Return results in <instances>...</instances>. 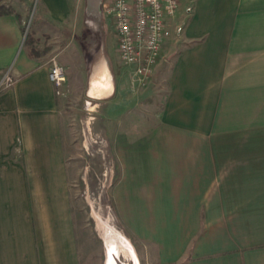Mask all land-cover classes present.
I'll return each mask as SVG.
<instances>
[{
	"label": "crops",
	"instance_id": "1",
	"mask_svg": "<svg viewBox=\"0 0 264 264\" xmlns=\"http://www.w3.org/2000/svg\"><path fill=\"white\" fill-rule=\"evenodd\" d=\"M105 1L91 11L87 0L86 14H100L107 36ZM187 2L165 45L175 55L160 124L124 145L117 217L156 264H264V0ZM31 3L41 24L72 14L70 0H3L21 20L0 17V81L8 70L15 79L0 92V264H82L64 103L52 57L29 54ZM107 43L86 68L97 101L118 96Z\"/></svg>",
	"mask_w": 264,
	"mask_h": 264
},
{
	"label": "rangeland",
	"instance_id": "2",
	"mask_svg": "<svg viewBox=\"0 0 264 264\" xmlns=\"http://www.w3.org/2000/svg\"><path fill=\"white\" fill-rule=\"evenodd\" d=\"M11 1L14 0L8 3ZM70 1L72 14L67 22L41 24L36 18V6L31 3L23 25L28 34L37 32L41 49L49 50V57L56 56L67 73L64 94L59 98L64 103L71 197L82 264H156L147 247L132 238L119 222L114 191L123 179L124 145L137 143L160 124L167 71L175 54H168L170 47L166 46L165 58L153 78L140 89L131 88L117 52L113 23L106 22V36L100 14L87 16V0ZM181 1L188 13L191 5L188 0ZM93 8L90 6L91 11ZM176 19L182 29L185 21L179 13ZM106 39L109 58L117 65L118 96L97 101L86 94L89 73L86 68L88 59L96 60Z\"/></svg>",
	"mask_w": 264,
	"mask_h": 264
},
{
	"label": "built area",
	"instance_id": "3",
	"mask_svg": "<svg viewBox=\"0 0 264 264\" xmlns=\"http://www.w3.org/2000/svg\"><path fill=\"white\" fill-rule=\"evenodd\" d=\"M181 0H109L103 5L118 38L119 59L130 86L140 89L154 76L164 56L167 41L181 30L175 24ZM191 13V10L188 14ZM175 26V27H174ZM174 27V29H173ZM178 30V31H177ZM49 79L56 95L64 94L67 73L57 57H52ZM15 83L12 70L0 81V92Z\"/></svg>",
	"mask_w": 264,
	"mask_h": 264
},
{
	"label": "trees",
	"instance_id": "4",
	"mask_svg": "<svg viewBox=\"0 0 264 264\" xmlns=\"http://www.w3.org/2000/svg\"><path fill=\"white\" fill-rule=\"evenodd\" d=\"M11 14H15L16 17L21 20V17L15 13L12 7L4 5L3 0H0V17ZM26 44L29 49V54L32 57H41L47 52V50L41 51L38 48V41L30 34L27 35Z\"/></svg>",
	"mask_w": 264,
	"mask_h": 264
},
{
	"label": "bare ground",
	"instance_id": "5",
	"mask_svg": "<svg viewBox=\"0 0 264 264\" xmlns=\"http://www.w3.org/2000/svg\"><path fill=\"white\" fill-rule=\"evenodd\" d=\"M97 1L98 0H89V5L91 6V7H94L93 8V10L92 11H95L96 10V8H97ZM95 5V6H94ZM104 65V64H103ZM104 68V67H103ZM106 68V67H105ZM104 68V69H105ZM102 73V72H101Z\"/></svg>",
	"mask_w": 264,
	"mask_h": 264
},
{
	"label": "flooded vegetation",
	"instance_id": "6",
	"mask_svg": "<svg viewBox=\"0 0 264 264\" xmlns=\"http://www.w3.org/2000/svg\"><path fill=\"white\" fill-rule=\"evenodd\" d=\"M95 6V5H94Z\"/></svg>",
	"mask_w": 264,
	"mask_h": 264
}]
</instances>
